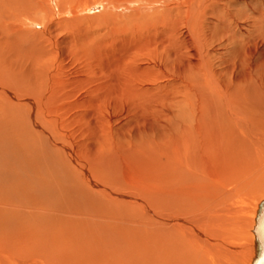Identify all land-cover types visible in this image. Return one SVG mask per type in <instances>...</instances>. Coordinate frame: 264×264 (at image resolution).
Returning a JSON list of instances; mask_svg holds the SVG:
<instances>
[{
	"label": "rangeland",
	"instance_id": "obj_1",
	"mask_svg": "<svg viewBox=\"0 0 264 264\" xmlns=\"http://www.w3.org/2000/svg\"><path fill=\"white\" fill-rule=\"evenodd\" d=\"M262 201L264 0H0V264H250Z\"/></svg>",
	"mask_w": 264,
	"mask_h": 264
},
{
	"label": "water",
	"instance_id": "obj_2",
	"mask_svg": "<svg viewBox=\"0 0 264 264\" xmlns=\"http://www.w3.org/2000/svg\"><path fill=\"white\" fill-rule=\"evenodd\" d=\"M257 255L252 264H264V201L258 207L253 228Z\"/></svg>",
	"mask_w": 264,
	"mask_h": 264
},
{
	"label": "bare ground",
	"instance_id": "obj_3",
	"mask_svg": "<svg viewBox=\"0 0 264 264\" xmlns=\"http://www.w3.org/2000/svg\"><path fill=\"white\" fill-rule=\"evenodd\" d=\"M148 8V7H147ZM150 9V8H149ZM152 9V8H151ZM175 24V23H174ZM172 27V29L170 28ZM170 28V30H169ZM168 30H167V33H166V39L167 41H169V46L171 44V46H173V49H176V45H177V48H179L180 44L178 45L177 41L174 39L175 38V29H174V26L171 25L169 26ZM167 29V28H166ZM178 31V30H177ZM154 42V41H153ZM149 43V42H148ZM157 44V43H156ZM160 56V55H159ZM162 56V55H161ZM158 59V58H157ZM176 222V221H175ZM179 224V223H178ZM257 253L255 255H253V257L250 259V264H252L253 260L255 259Z\"/></svg>",
	"mask_w": 264,
	"mask_h": 264
}]
</instances>
